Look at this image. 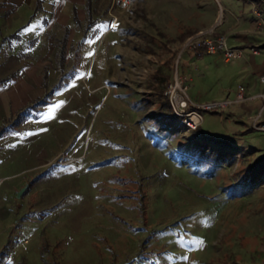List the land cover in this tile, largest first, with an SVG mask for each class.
Returning a JSON list of instances; mask_svg holds the SVG:
<instances>
[{
    "label": "rangeland",
    "instance_id": "374dc122",
    "mask_svg": "<svg viewBox=\"0 0 264 264\" xmlns=\"http://www.w3.org/2000/svg\"><path fill=\"white\" fill-rule=\"evenodd\" d=\"M133 2V17L113 4L111 18L103 13L94 27L85 22L65 64L49 57L55 70L45 72L55 78L47 104L23 108L19 124L0 136L3 264L263 261L264 175L247 174L264 155V131L254 128L264 124V98L240 115L238 129L210 120L211 111L200 113L201 133L182 128L164 103L154 106L146 97L152 93L146 83L167 58L163 75L170 81L177 52L173 41L149 42L148 34L157 41L160 35L144 4L166 0ZM118 20L129 31L120 34ZM185 74L196 104L212 100L200 89L228 84L226 78L217 84L212 73Z\"/></svg>",
    "mask_w": 264,
    "mask_h": 264
},
{
    "label": "crops",
    "instance_id": "0c3cea01",
    "mask_svg": "<svg viewBox=\"0 0 264 264\" xmlns=\"http://www.w3.org/2000/svg\"><path fill=\"white\" fill-rule=\"evenodd\" d=\"M171 1L168 3L166 0L167 3L163 2L155 8L144 4L150 25H156L160 35L157 41L155 36L148 34L150 43L173 41V49H176L183 37L212 31L213 35L223 34L227 46L243 50L240 58L227 62L219 53L206 54L208 57L202 55L199 57L201 62H194V55L186 51L182 63L186 73L197 76L212 73L217 84L221 81L219 78L227 79L228 84H215V90L203 93L200 89V93L211 101L224 98L231 101L228 105L231 108L224 115L213 112L208 118L216 119L228 128L238 129L236 124L240 115L249 114L256 107L254 101L261 97L260 93H264V84L256 80L264 75V0ZM112 6L110 0L107 4L103 0H0V126L6 125L17 112L35 100L43 97L47 100L48 85L55 78L52 72H45L47 68L55 70L49 57L58 58L61 65L69 61L68 51L73 42L83 39L85 22L88 27L100 24L103 13L110 17L108 10ZM118 22L120 34L123 30L129 31L125 25L127 21L118 20L116 25ZM132 35L128 33V38ZM134 49L131 56H134ZM250 49L257 52L252 54ZM217 58L222 60L223 66ZM185 71L183 75H186ZM119 80L118 85L123 86ZM201 80L202 76H199V84ZM238 84L244 86L248 99L234 103L232 100ZM146 86L152 92L146 97L154 102V106L162 102L159 97L163 88L153 75ZM250 117L247 116L248 119ZM231 123L236 127H231ZM261 264H264V255Z\"/></svg>",
    "mask_w": 264,
    "mask_h": 264
},
{
    "label": "built area",
    "instance_id": "2783aa9c",
    "mask_svg": "<svg viewBox=\"0 0 264 264\" xmlns=\"http://www.w3.org/2000/svg\"><path fill=\"white\" fill-rule=\"evenodd\" d=\"M122 12L124 17L134 16L135 5L133 0H111ZM114 18V17H113ZM114 20L111 22L113 23ZM175 60L173 61L171 79L162 91L166 101V106L171 117L187 131H194L201 123V112L220 111L225 109L231 101L227 99L210 101L202 104H196L190 101L186 95V78L178 72V60L185 51H190L194 56L200 57L206 54L219 53L222 60L227 62L238 59L242 56L243 50L237 47L226 45L223 34L213 35L212 31H205L186 36L176 47ZM252 54L257 51L249 50ZM258 81L264 84V75L258 76ZM259 96L264 97V93ZM248 99L245 95V88L238 84L234 91L232 102L240 103ZM255 129L264 131V124L254 126Z\"/></svg>",
    "mask_w": 264,
    "mask_h": 264
},
{
    "label": "trees",
    "instance_id": "16d2710c",
    "mask_svg": "<svg viewBox=\"0 0 264 264\" xmlns=\"http://www.w3.org/2000/svg\"><path fill=\"white\" fill-rule=\"evenodd\" d=\"M186 37V36H185ZM185 37H183V39L185 38ZM182 39V40H183ZM181 40V41H182ZM169 63H170V58H167L165 61H164V63L162 64V68L161 67H158L156 70H155V73L153 74V78L158 82V83H161V86L162 87H164L167 83H168V79H167V76L165 75H163V69H168L169 68ZM160 96H161V91H160ZM159 99H160V97H159ZM162 100V103H164V104H166V101H165V99H161ZM45 103H46V99H45V97H43V98H39V99H37V100H35L32 104H29L30 106L32 105L33 107H34V110H35V108L37 109L38 107H41V106H43V105H45ZM26 108V107H25ZM19 113H20V111L19 112H17L16 114H15V117L10 121V122H7V123H5L6 125H4V124H2L1 126H0V136H2V134L6 131V129H8L7 127H9V126H15V125H17L18 123H19ZM18 116V117H17ZM193 132H197L198 134L199 133H201V131L199 130V127H197ZM208 137V136H207ZM209 138V137H208ZM208 140H210V139H208ZM258 163H261V166H260V168L258 169V168H252V169H250V172L247 174V175H249V177H254L255 175L256 176H258L259 175V172L261 171V173H262V175L261 176H263L264 175V155L263 156H261L259 159H257L256 161H254L253 163H252V165H251V167H255L256 166V164H258ZM0 255H1V253H0ZM1 263V262H0Z\"/></svg>",
    "mask_w": 264,
    "mask_h": 264
}]
</instances>
